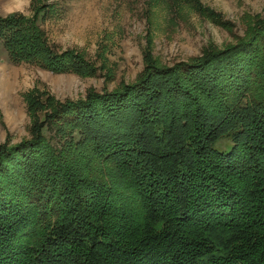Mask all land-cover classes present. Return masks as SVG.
Segmentation results:
<instances>
[{
    "label": "trees",
    "instance_id": "obj_1",
    "mask_svg": "<svg viewBox=\"0 0 264 264\" xmlns=\"http://www.w3.org/2000/svg\"><path fill=\"white\" fill-rule=\"evenodd\" d=\"M50 8L0 15L9 60L92 76L41 28ZM23 98L29 136L0 143V264H264V18L189 61L147 58L110 91ZM57 123L61 150L44 134ZM88 157L104 169L89 181Z\"/></svg>",
    "mask_w": 264,
    "mask_h": 264
},
{
    "label": "rangeland",
    "instance_id": "obj_2",
    "mask_svg": "<svg viewBox=\"0 0 264 264\" xmlns=\"http://www.w3.org/2000/svg\"><path fill=\"white\" fill-rule=\"evenodd\" d=\"M192 1H176L170 7L166 0H44L51 8L40 18V25L50 42L59 49L83 53L95 65V73L82 77L54 73L26 61L13 63L0 42V143L29 136L30 118L23 98L29 90H44L59 101L82 98L91 88L110 91L135 82L147 58L161 66L189 61L209 48L234 44L264 18V0ZM3 3L0 0V15L5 16ZM36 4L37 0H29L22 15L31 17ZM61 124L44 129L57 150L70 139V129ZM58 126L65 135L55 131ZM73 135L78 138L77 132ZM102 166L88 157L75 168L89 181L95 175L101 177ZM49 227V221L42 223L35 239Z\"/></svg>",
    "mask_w": 264,
    "mask_h": 264
},
{
    "label": "clouds",
    "instance_id": "obj_3",
    "mask_svg": "<svg viewBox=\"0 0 264 264\" xmlns=\"http://www.w3.org/2000/svg\"><path fill=\"white\" fill-rule=\"evenodd\" d=\"M29 0H4L2 5V12L5 16L15 13H25V8L28 5Z\"/></svg>",
    "mask_w": 264,
    "mask_h": 264
}]
</instances>
